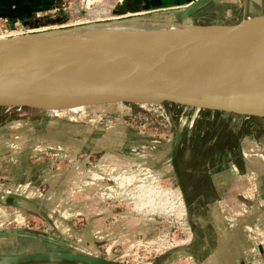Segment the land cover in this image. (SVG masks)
I'll use <instances>...</instances> for the list:
<instances>
[{"label":"rangeland","instance_id":"rangeland-1","mask_svg":"<svg viewBox=\"0 0 264 264\" xmlns=\"http://www.w3.org/2000/svg\"><path fill=\"white\" fill-rule=\"evenodd\" d=\"M120 2L121 0H59L57 6L34 11L22 19L7 18L0 11V29L6 30V33L12 31L14 34L9 35L12 37L104 23L136 22L147 28L168 20L178 25L234 24L248 17L264 14V0H215L200 10L199 18L191 15L193 12L188 16H181L178 15L179 10H171L172 13H166L170 9L145 10L141 8L142 0L136 2V8L133 7V10L124 14L120 10L116 11ZM100 9L116 12L105 17H87L89 12ZM119 20L129 21L118 22ZM123 33L125 32L119 35H124ZM163 105L173 113L177 128L180 123L178 116L183 107L166 100H163ZM52 107L56 112L44 113L38 107H26L18 112L14 108L5 109L0 101V132H6V127L11 126L10 121L17 119H30L28 130L34 131L28 134L32 137L21 138L20 141L12 138L16 141H12L15 144L12 147L19 143L17 152L0 154V162H3L0 166V181L32 179L36 181L40 191L46 193L50 189L46 176L52 174L54 180L59 179L60 185L57 184V187L62 190L64 197L74 198L65 203L78 204L79 208L82 204L98 208V213L93 217L102 219L103 235L96 243L98 256L92 255L89 257L91 259L128 264H199L204 255L209 253L211 241L208 228L213 222V205L209 202L202 203L199 207L184 204L174 173V152H171L174 143L170 149L164 148L165 146L151 148L144 144L159 134L163 137L170 133L171 129L165 119L149 105L121 103L120 100L98 101L95 105L88 103ZM203 114L198 119L200 122L198 121L197 129H203L207 125L211 126L208 131L215 132V129H219L223 143L228 136L234 133L238 135V124L231 120L229 114ZM254 120L237 137L240 149L244 148L246 142L253 141L254 136L264 138V119ZM48 122H59L61 126L57 128L70 132L61 138V142L51 139V130L55 127ZM189 130L183 126L177 131V141L181 132L186 131L185 139L190 142L186 147L188 150L183 148L184 154L180 153L178 161L184 163L180 160L183 158L181 154L188 155L186 157L190 161L185 160L196 167L200 159L191 155L190 148H194L197 153V147L201 144L190 141V138L194 139L196 131ZM34 133L37 134L33 135ZM183 137L184 135L181 139ZM89 142L95 151L88 154L82 152V144ZM135 147L137 149L133 151ZM181 149L182 147L180 152ZM17 155L19 157L15 158ZM208 155L214 156L215 152L205 154ZM9 166H19L20 170L17 172L13 168L8 175L5 171ZM114 175L119 177L115 178ZM72 180L74 181L71 182ZM69 190L70 193L74 192L73 195L68 194ZM158 190H167L169 195H181L183 210L159 212L148 209L144 201L146 202L150 193L157 198ZM22 216L21 221L11 218L4 227L12 230L21 228L35 236L56 241L61 246L70 242L77 252L80 251V244L84 243L85 229L93 219L83 215L80 210L71 215L66 224V234H61L54 222L55 215H49L42 207L27 206ZM41 262L54 264L48 260ZM56 264L89 263L63 261Z\"/></svg>","mask_w":264,"mask_h":264},{"label":"water","instance_id":"water-1","mask_svg":"<svg viewBox=\"0 0 264 264\" xmlns=\"http://www.w3.org/2000/svg\"><path fill=\"white\" fill-rule=\"evenodd\" d=\"M205 1L198 0L178 15L188 16ZM35 34L0 40V101L7 110L38 107L51 113L56 112L53 105L120 100L151 106L163 105L166 100L203 110L264 117V14L234 24L126 32L107 65L93 68H71L68 61L95 43V37H85L55 52L67 62L8 50ZM177 49L180 51L173 54ZM45 256L89 264H128L66 253L30 254L0 259V264Z\"/></svg>","mask_w":264,"mask_h":264},{"label":"crops","instance_id":"crops-1","mask_svg":"<svg viewBox=\"0 0 264 264\" xmlns=\"http://www.w3.org/2000/svg\"><path fill=\"white\" fill-rule=\"evenodd\" d=\"M197 1L142 0L141 8L150 11L170 9L166 13H172L171 10H179L178 13H182ZM213 1L215 0H206L191 15H196L199 18L200 10L207 5H211ZM58 3L59 0H0V11L7 18L22 19L31 15L34 11L53 8ZM230 117L232 121L238 124L236 129L238 135L240 132L242 133L241 130L250 121L253 122L254 119L258 118L264 119V117H256L252 120L246 119L244 116ZM30 121V119L10 121L11 126L6 127V132H0V154H14L20 146H18L19 143H16V146L12 147L11 145H15L12 141L32 137L28 136V134L34 132L28 130L29 124H31ZM48 124L55 127L51 130L52 136L49 138L58 142H61V138L70 132H63L57 128L61 126L59 122H48ZM45 127L47 130V124ZM218 131L219 129H215V133L210 136L209 141L203 144L202 141H199L201 146L197 147V153L194 148H190L191 155L198 160L202 156L201 152L206 147L215 152L214 156H206L207 160L200 159L201 161H198L199 163L195 167L194 164L189 165L190 158L186 157L188 155L182 156L181 154L183 158L180 160L186 162L185 165L178 161L177 169L174 167L176 182L182 193L184 204L199 207L200 204L209 202L213 205V222L208 228L211 241L209 253L204 255L199 264H264V138L259 135L254 136L253 141L246 142L244 148L240 149L237 141L238 135L234 133L230 135L231 137L228 136L223 143L220 131ZM3 134L6 136H3ZM35 134L37 133L33 135ZM216 137L219 144H221L220 147H222L220 150L214 144ZM90 142L85 145L82 144L80 150L87 152V154L93 153L95 148L90 146ZM193 146L191 145V147ZM234 146H237L235 155L232 152ZM225 152H232L233 154L225 169L218 167L213 169L217 165V155H222L221 159L223 160L229 159L228 153L226 156ZM181 153L184 154V149H181ZM185 159H189V161ZM51 175L46 176L48 180L46 182L50 186L46 193H42L36 181L32 179L28 181L25 179L22 181L10 179L0 181V259L41 253L80 254L86 257L98 256L96 243L101 239L99 237L103 235L102 219L93 217L98 213V208L93 209L88 204L86 206L82 204L79 208L77 207L78 204L71 202L72 204L68 205L65 203L66 200L70 199L72 201L74 198L72 196L64 197L62 190L57 187V184L60 185L59 179L54 180ZM114 177L117 178L119 175H114ZM125 181H127V178H125ZM72 193L74 192L70 193V190L68 191V194L73 195ZM27 206L42 207L49 215H55L54 222L61 234H66V224L69 218L78 211L81 210V213L89 216V218L93 217L85 229L84 243L80 244V251L74 250V246L70 242H66L65 245L61 246L56 241L35 236V234L26 232L21 228L6 229L4 225L11 218L21 221L22 213ZM118 225L120 226V224ZM45 260L54 264L63 261L75 262L66 258L45 256L39 259H22L10 264H39V262L42 263L41 261Z\"/></svg>","mask_w":264,"mask_h":264},{"label":"bare ground","instance_id":"bare-ground-1","mask_svg":"<svg viewBox=\"0 0 264 264\" xmlns=\"http://www.w3.org/2000/svg\"><path fill=\"white\" fill-rule=\"evenodd\" d=\"M137 1L139 0H121L119 5L116 6V11L120 10L124 14L129 13L130 10H133V7L136 8V6L134 5H136ZM116 11H107L106 9H100V11L89 12L87 17L91 16V18H93L97 16L105 17V15L110 16L112 14H115L114 12ZM168 21L154 23L151 25L150 28L152 30H164L179 26L178 24L170 23ZM141 24L142 23L136 22L104 23L99 25L81 26L72 29H60L50 32H39L37 34L34 33L35 35L25 42L10 46L8 50H16L18 53L33 54L67 62L66 58H60L61 55L55 54V52H57L60 48L67 45H71L74 42L82 40L85 37H95L97 41L95 40V43L84 48L81 51V55L78 58L69 60L68 64L71 68H80L83 66L87 68H93L94 66L103 67L107 65L108 61L110 60L111 54L116 47V44H118V42L124 36L119 35V33H126L137 29L147 28L142 26ZM5 31L0 29V38H5V36L7 38L10 37L9 35L14 34L12 31L11 33L9 31L8 33H6ZM96 35L99 36L96 37ZM178 51H180V49H177L175 52L173 51L172 53L176 55V52L178 53ZM94 103L97 104V102ZM149 195L150 196L146 198V202L144 201L148 209L159 212H169L174 210H178L180 212V210H183L181 195L177 193L169 195L167 193V190H158L157 198L152 197L151 193ZM157 195L155 194L154 196Z\"/></svg>","mask_w":264,"mask_h":264},{"label":"built area","instance_id":"built-area-1","mask_svg":"<svg viewBox=\"0 0 264 264\" xmlns=\"http://www.w3.org/2000/svg\"><path fill=\"white\" fill-rule=\"evenodd\" d=\"M182 107H183V110H182V112L179 113V116H178L180 123H179V126L176 128V125H174V124H176V122L173 119V113L172 112L167 110L164 105H151L150 108L155 110L159 116H162L165 119V121L168 123L171 131L169 134H167V136L164 135L162 137V135L159 134L158 136H155L154 139H151L150 141H147L144 144H147V146H151V148L165 146L164 148L170 149L172 143H174V141H175L174 138H175V134L177 131H180L183 128V126L189 128V129H192L195 125V122L200 118L203 109H199L196 107H189V106H182ZM245 118H247V117H245ZM135 149H137V147L133 148L132 150L135 151ZM17 157H19V155H17L15 158H17ZM228 157L229 158L231 157L230 152L228 153ZM15 158H13L14 162L17 163V160ZM2 163L3 162H0V166L2 165ZM226 165H227V163L220 162L217 166L220 168H224ZM13 168L9 166L8 170L5 171V173L10 175ZM215 168H216V166L213 169H215ZM15 169L18 172L20 167L16 166V168H14V170Z\"/></svg>","mask_w":264,"mask_h":264},{"label":"trees","instance_id":"trees-1","mask_svg":"<svg viewBox=\"0 0 264 264\" xmlns=\"http://www.w3.org/2000/svg\"><path fill=\"white\" fill-rule=\"evenodd\" d=\"M203 113H212L213 115H218V114H229L230 116H234V117H240V115H236V114H231V113H225V112H221V111H211V110H202V115H204ZM254 118H256V117H254V116H250V117H247L246 119H249V120H252V119H254ZM198 121L199 120H197V122L195 123V126L192 128V129H190L189 131H196L195 132V135L193 136V138L194 139H192V138H190V141H196L197 143L199 142V141H202V144L203 143H205V142H207V141H209V139L211 138L210 136H212L215 132L213 131V130H209L208 131V129H210L211 128V126L210 125H207V126H205V128H203V129H197V125H198ZM200 122V121H199ZM212 124H214V122L212 123ZM182 134H181V136L182 135H184V137H183V139H181V136H180V138H179V140L177 141V137L179 136L178 135V132H176V134H175V141H174V145H173V150L171 151V152H174V154H173V165H174V167H175V169H177V163H178V157L180 156V147H182V149L183 148H186V147H188L189 146V140L187 141V139H185V133H186V131H183V132H181ZM181 139V140H180ZM183 140V141H182ZM214 144H215V146L218 148V150H220L222 147H220L221 146V144H219V142H218V139H217V137L215 138V141H214ZM205 145V144H204ZM228 151V150H227ZM236 151H237V146H234L233 147V154L235 155V153H236ZM211 151H210V149H209V147H206L204 150H203V152H201V154H202V156H201V160L204 158V159H206L205 157V154H207V153H210ZM232 152H231V155H232ZM227 153L228 152H225V154H226V156H227ZM221 156L222 155H217V159H216V162H217V165L220 163V162H223V161H225V160H223V159H221ZM233 156V155H232ZM215 159V158H214ZM231 159V157L229 158V160ZM200 160V161H201ZM207 160V159H206ZM216 165V168L218 167ZM218 168H220V167H218Z\"/></svg>","mask_w":264,"mask_h":264}]
</instances>
